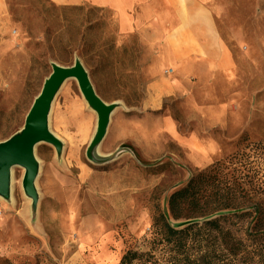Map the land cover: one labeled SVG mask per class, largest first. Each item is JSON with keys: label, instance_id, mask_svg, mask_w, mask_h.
I'll use <instances>...</instances> for the list:
<instances>
[{"label": "rangeland", "instance_id": "374dc122", "mask_svg": "<svg viewBox=\"0 0 264 264\" xmlns=\"http://www.w3.org/2000/svg\"><path fill=\"white\" fill-rule=\"evenodd\" d=\"M6 2L0 142L21 130L53 63L80 60L97 94L116 108L88 155L98 116L77 80L64 82L49 116L62 151L46 142L35 147L37 206L23 189L21 166L11 170L10 198L0 197V264H119L128 250L149 249L153 217L201 172L209 206L216 198L232 204L226 211L239 235L255 214L264 227V0L214 3L219 29L248 72L231 131L209 127L183 98L155 90L169 71L136 29L143 12L88 1Z\"/></svg>", "mask_w": 264, "mask_h": 264}, {"label": "crops", "instance_id": "0c3cea01", "mask_svg": "<svg viewBox=\"0 0 264 264\" xmlns=\"http://www.w3.org/2000/svg\"><path fill=\"white\" fill-rule=\"evenodd\" d=\"M51 1L60 5L88 1L122 13L143 12L144 21H137L136 29L169 71L155 90L160 95L183 98V107L201 113L209 127L231 131L232 122H239L240 110L236 109L247 87L248 72L219 29L216 0ZM258 9L264 11V2L258 4ZM7 12L6 0H0V26ZM234 37L241 41L239 32L235 31ZM244 49L248 55L252 51L247 46Z\"/></svg>", "mask_w": 264, "mask_h": 264}, {"label": "trees", "instance_id": "16d2710c", "mask_svg": "<svg viewBox=\"0 0 264 264\" xmlns=\"http://www.w3.org/2000/svg\"><path fill=\"white\" fill-rule=\"evenodd\" d=\"M205 173L168 198L153 217L149 249L128 250L119 264H264L263 216L255 214L242 235L232 225V204L220 198L209 206Z\"/></svg>", "mask_w": 264, "mask_h": 264}, {"label": "water", "instance_id": "95a60500", "mask_svg": "<svg viewBox=\"0 0 264 264\" xmlns=\"http://www.w3.org/2000/svg\"><path fill=\"white\" fill-rule=\"evenodd\" d=\"M70 78L77 80L85 100L98 116L97 130L87 154L89 155L104 139L116 104L106 103L97 94L80 60H75L71 66L53 63L52 72L45 79L41 92L34 99L21 130L0 142V197L3 199H9L11 195L12 168L21 166L25 169L23 189L32 200L33 206H37L39 193L36 179L40 165L35 155V147L40 142H46L54 145L58 153L62 151V143L49 129V116L57 93Z\"/></svg>", "mask_w": 264, "mask_h": 264}]
</instances>
